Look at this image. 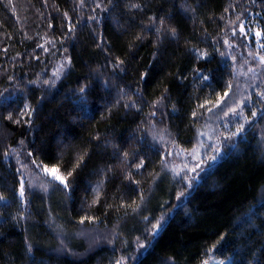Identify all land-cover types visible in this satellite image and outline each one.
Segmentation results:
<instances>
[{
    "label": "trees",
    "instance_id": "trees-1",
    "mask_svg": "<svg viewBox=\"0 0 264 264\" xmlns=\"http://www.w3.org/2000/svg\"><path fill=\"white\" fill-rule=\"evenodd\" d=\"M241 27L264 0H0V264H264V89L191 189L163 169L260 71Z\"/></svg>",
    "mask_w": 264,
    "mask_h": 264
},
{
    "label": "rangeland",
    "instance_id": "rangeland-1",
    "mask_svg": "<svg viewBox=\"0 0 264 264\" xmlns=\"http://www.w3.org/2000/svg\"><path fill=\"white\" fill-rule=\"evenodd\" d=\"M239 32L241 38L243 36L247 38L242 41V46L248 45L246 47L250 49L251 53L256 54L252 59L254 64L260 67V71L249 74L244 70V62L240 59L233 58L232 63L234 64L232 67L234 68L233 78L235 83L231 90V95L217 103V105L220 106L211 113V116L206 115L204 117L203 122L195 130L192 149L183 152L178 148L173 149L175 146L170 144V149L167 150V164L165 163V165H163V169L172 177H176L179 174H183V176L187 175L188 178L185 180V186L188 189L193 187L200 174L204 171H210L217 163L218 159L224 155V152L231 147V138L238 133L241 126L243 128L249 123L247 113H245L244 110L251 108L250 106H252L255 99L254 96H257V93H260V96H262L260 90L264 89V64L260 61L261 58L264 57V48L260 45L264 36L262 35V39H258L256 36L253 37L251 35V30L247 28L244 29L243 33L240 29ZM236 33L238 34V32ZM262 33L264 34V30H262ZM232 36L231 33L229 39H231ZM226 48L230 51L233 45L227 43ZM233 108L237 109L236 114L232 112ZM262 126L264 129V125ZM262 128L260 127L258 130ZM259 133L261 134L264 132L259 131ZM261 148L264 151V146ZM24 164L29 165L28 163ZM37 182L32 183V188L38 189L36 187ZM162 221L163 220L159 218L156 224ZM90 234L91 233L87 235L84 234V236L87 237ZM92 236L93 234L91 237ZM59 245L60 248L56 251L58 253L65 250V246ZM201 264H230V260L218 259L215 257L214 251H211Z\"/></svg>",
    "mask_w": 264,
    "mask_h": 264
},
{
    "label": "snow or ice",
    "instance_id": "snow-or-ice-1",
    "mask_svg": "<svg viewBox=\"0 0 264 264\" xmlns=\"http://www.w3.org/2000/svg\"><path fill=\"white\" fill-rule=\"evenodd\" d=\"M241 32L243 33L244 32V28L243 27H241ZM234 35H235V33H234ZM256 37L258 38V39H262V34H261V32H256ZM225 43H227V41H225ZM262 48H264V39H262V42H261V45H260ZM262 64H264V57H262L261 58V61H260ZM204 79L205 80H207L208 79V77H204ZM231 89V84L229 85V90ZM81 91H83V89H81ZM228 95V92H225L224 93V96H227ZM221 101H223V97H221ZM219 105H217V107H218ZM201 107H203V105L201 106ZM232 112L234 113V114H236L237 113V109L236 108H233L232 109ZM153 115H155V113H153ZM193 115H195V113L193 114ZM253 115H255V113H253ZM241 130H242V126H241ZM170 154V153H169ZM30 155H31V153H30ZM128 154L127 153H125V156H127ZM143 166V162L141 161V163L139 164V165H137V168H140V167H142ZM45 171L47 172V171H49L47 168L45 169ZM54 174L58 171L57 169H52L51 170ZM55 179H57V180H59L60 181V183H65V181H64V178L62 177V176H60V175H55ZM65 186L67 187V185L65 184ZM21 195H23V192H21ZM81 223H83V220L81 221ZM159 227H160V225L159 224H157V225H154V229L156 230V231H158V229H159ZM140 247H144V245L143 244H141L140 245ZM117 264H122V261H117Z\"/></svg>",
    "mask_w": 264,
    "mask_h": 264
}]
</instances>
